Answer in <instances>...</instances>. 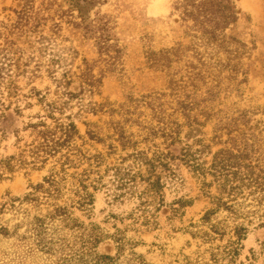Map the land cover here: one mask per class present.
Instances as JSON below:
<instances>
[{
    "label": "trees",
    "instance_id": "1",
    "mask_svg": "<svg viewBox=\"0 0 264 264\" xmlns=\"http://www.w3.org/2000/svg\"><path fill=\"white\" fill-rule=\"evenodd\" d=\"M18 1V8L9 9L14 16L8 15L0 20L1 137L7 136L8 126H11L14 115L20 117L22 114L17 83L20 76L32 79L41 68H45L61 91L55 99L39 95L38 100L45 114H38L36 122L27 124V129L31 131V141L18 146L17 153L3 155L0 152V182L12 179L20 170L42 169L50 159L54 162L43 182L32 186L31 193L23 198L12 199L7 209L24 214V217L13 227L1 225L0 235L11 238L18 244L31 242L33 250L51 256L64 249L60 237L61 225L62 228L77 231L75 236L82 240V253L75 259V264H113L124 249L125 240L113 235L117 243L116 256L99 253L98 245L104 239L100 227L94 224L91 228L85 227L72 216L70 209L77 207L86 210L92 206L95 193L90 188L95 191L102 187L104 175L112 171L110 183L120 192L117 196H136L139 208L144 213H150L151 207L162 206L164 202L163 173L167 177H174L173 166L182 163L188 165L201 179L202 190L211 199L213 207L201 218L208 227V231L203 232L204 236L207 240L228 237L224 245H218L211 253L213 264H238L242 241L250 231L249 226L254 220L264 221V119L250 124L246 116L250 112L254 113L253 111L225 118L221 116L220 110L213 112L212 102L219 97L224 84L227 85L226 90L231 89V84L235 83L242 70V59L247 53L246 44L228 32L240 19L235 0H173V9L185 26L183 39L172 46L150 48L145 52V58L149 69L167 73L170 90L168 96L175 98L177 102V108L173 111L179 112L185 122L170 120L171 114L165 117L164 109L155 107L152 101H146L153 112L152 117L157 121V125L148 126V135H160L163 138L161 145L164 147L153 143L152 148L138 149L139 142L134 140V134L127 132L121 122H115L114 129L122 150L133 151L127 156H121L117 164L106 166L104 171L101 168L105 156L98 151L94 155H87L80 150L76 140L82 139V135L72 115L66 114L72 108L71 99L75 97V93L69 89L73 79L69 65L75 50L63 46L62 42L66 41L63 33L65 23L81 30L85 37L99 32L97 46L99 45L101 52H107L111 45L104 33L110 21L102 22L103 16L99 11L106 0ZM93 11L95 18H91ZM113 51L114 55L110 56L106 69L109 72L115 70L120 59L121 49L116 46ZM83 63L84 67L78 75L81 91L100 93L103 75L97 76L94 73L93 63L86 59ZM166 96L165 93H159L155 98L158 100ZM130 97L128 95L127 99ZM90 104L98 106L96 102ZM113 105L111 102L102 103L98 110L106 107L110 115L137 112V107L131 111L124 108L125 104H120L119 109H115ZM260 114H264V109ZM214 118L219 119V122L213 129L212 142L220 147L211 153L209 163L197 158L203 149L209 147L202 138L195 139L194 142L201 146L200 149L192 151L189 144L179 151L176 149L177 145L183 143L181 133L184 125L189 129L186 136L195 137ZM47 120L51 122L48 123ZM129 120L125 119L124 122ZM87 134L91 139L103 141L97 130L89 129ZM147 139L145 137L143 141L146 142ZM108 148L111 150L109 155L117 151L112 144ZM85 162H88V167L81 172L68 173L70 168H79ZM125 162L129 163L123 166ZM68 177L74 180L71 204H51V199L58 201L63 198V182ZM141 184L144 187L140 190L138 186ZM42 201L53 209L46 214L32 216L28 209H23L25 203H33L35 207ZM177 203L181 208L190 201L179 199ZM178 210L179 208L173 209L175 212ZM220 213H225L223 218H219ZM147 222L151 224L150 220ZM23 224L27 228L20 233L19 228ZM259 226H264L263 222ZM134 255L137 260L141 259V254L134 252ZM69 260L72 264V258ZM138 264H142L141 261Z\"/></svg>",
    "mask_w": 264,
    "mask_h": 264
},
{
    "label": "rangeland",
    "instance_id": "2",
    "mask_svg": "<svg viewBox=\"0 0 264 264\" xmlns=\"http://www.w3.org/2000/svg\"><path fill=\"white\" fill-rule=\"evenodd\" d=\"M240 19L238 23L228 32L235 35L247 46V53L242 59V70L231 84V89L226 90V84L219 97L212 102L213 112L221 111V116L237 117L240 112L253 111L246 119L254 124L258 119H264L260 112L264 109V0H235ZM173 0H106L99 7L102 22L109 20L104 36L109 39L111 45L107 52H101L97 46L99 32L83 36L82 31L73 28L71 25L63 24L65 36L63 46L72 47L75 50L69 69L73 73L72 84L69 89L75 93L71 99V109L66 111L67 115L77 124L82 139L76 143L80 150L87 155H94L100 152L105 156L104 165L112 166L120 161L121 156H127L133 149L122 150L118 141V134L114 127L115 122H121L127 132L134 134V140L138 141V149L147 150L153 143L162 144L163 138L160 135L149 136L148 126L157 125L152 117L153 112L146 101L154 102V106L164 109L165 117L170 115V120L184 123L185 119L177 108L175 98L169 97L167 73L154 71L147 67L145 52L150 49H160L172 46L183 39L185 26L179 21L178 13L173 9ZM18 0H0V20L8 15L14 16L9 9L18 8ZM91 18H95V11ZM2 42H0L1 45ZM121 49L120 59L114 71H106L110 56L114 55V48ZM93 63L94 73L97 76L103 75L100 93L96 91H81L78 75L84 67V60ZM71 73V74H72ZM59 76V74H58ZM178 77L180 74L177 75ZM28 76L18 78L19 92L18 100L22 114L12 119L11 126H8L7 136L1 137L0 152L3 155H11L19 151L18 146L30 142V130L27 129L29 122H36L38 114L44 115V110L39 102V95H47L48 99H55L61 91L53 79L41 68L36 77L29 79ZM241 82V83H240ZM159 93L167 94L156 100ZM131 96L127 99V96ZM136 100V102H135ZM15 101V100H13ZM99 104L111 102L115 109L120 104H125V109L137 112L123 115L114 113L110 115L107 108L98 110ZM163 103V105H159ZM137 105V106H135ZM94 108L95 110H91ZM94 111V112H92ZM121 111V110H120ZM123 113V110L121 111ZM141 114H138L140 113ZM125 119H130L124 122ZM201 120H204L202 118ZM225 121V119H224ZM50 123V120H47ZM219 119L214 118L208 121L204 127L195 134V137L186 136L188 127L183 126L181 139L182 144L176 146L179 149L186 144L191 145L192 151L200 149L195 144V139H204L208 145L201 154L197 155L200 161L210 162L211 153H214L220 146L213 144L214 127ZM97 130L103 141L91 139L87 134L88 130ZM110 136V138H109ZM147 137V141L143 139ZM225 136L223 137V140ZM117 148L116 153L109 155V145ZM164 147L161 145V148ZM178 147V148H177ZM152 148V147H151ZM129 162H125L123 166ZM54 165L52 159L42 169L20 170L12 179L0 182V226L13 227L20 223L24 214L9 211V204L14 198H23L33 191L32 186L43 182ZM88 167V162L83 163L79 168H70L68 173L73 174ZM175 176L167 177L163 173L164 189L162 196L163 205L151 207L150 213H144L139 208V200L136 196L126 194L117 196L115 186L110 183L113 172L104 175L99 189L95 193V202L86 210L77 207L70 209L73 217L87 228L98 226L104 235V239L98 245L97 251L101 254L116 256L117 243L115 235L125 240L124 249L113 264H213L211 253L218 245H224L228 237L222 240H207L203 232L208 227L203 224L201 218L204 213L212 208L211 199L205 195L201 187V179L186 164L179 163L173 166ZM78 169V170H77ZM210 180V177H208ZM74 180L68 177L63 182V198L58 201L51 199L50 203L57 202L71 204L73 199L72 189ZM144 184L138 186L141 190ZM212 193L214 189L212 188ZM179 199L188 200L190 203L179 207ZM174 208H179L177 212ZM23 209H28L31 216L38 213L46 214L52 210L48 203L42 201L39 206L33 203L23 204ZM153 214V215H152ZM225 213H220L223 218ZM150 220L151 224H148ZM264 221L254 220L249 226V233L242 241V251L237 260L238 264H264V226H259ZM94 224V225H92ZM27 228L23 224L19 228L22 233ZM60 237L64 243L61 253L48 256L33 250L31 242L15 243L10 238L0 235V264H72L76 263L82 253V240L75 236L77 231L70 230L60 225ZM114 235V237H113ZM134 243H136L134 245ZM134 252L141 254V259L135 258ZM218 264H226L221 262Z\"/></svg>",
    "mask_w": 264,
    "mask_h": 264
}]
</instances>
